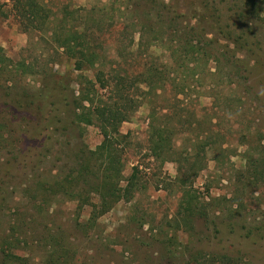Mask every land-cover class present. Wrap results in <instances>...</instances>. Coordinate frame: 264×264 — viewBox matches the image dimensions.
<instances>
[{"label":"rangeland","instance_id":"obj_1","mask_svg":"<svg viewBox=\"0 0 264 264\" xmlns=\"http://www.w3.org/2000/svg\"><path fill=\"white\" fill-rule=\"evenodd\" d=\"M211 1L0 0V264H264V5ZM105 108L134 190L102 212Z\"/></svg>","mask_w":264,"mask_h":264},{"label":"trees","instance_id":"obj_2","mask_svg":"<svg viewBox=\"0 0 264 264\" xmlns=\"http://www.w3.org/2000/svg\"><path fill=\"white\" fill-rule=\"evenodd\" d=\"M11 1L13 3L14 9L17 11L18 15L21 18H27L29 22L45 20L46 13H44L45 11L41 10V8L37 6L36 0H11ZM211 2L215 3V0ZM241 4L245 7L250 8L249 11L252 13L253 16L255 15L258 16L259 14L262 13L263 9H261V6L262 4L264 5V0H242ZM208 6L209 4L204 2L203 9L206 13H207L206 9L208 8ZM1 10H2V3L0 2V12ZM210 11L211 13H208L207 17L212 22L211 24L214 25L217 32L223 34L225 40L231 42V44H233L234 46H240L241 48H245L248 54H252L254 48L253 45L254 43L252 41L253 35H251L250 28L247 27L246 23H245L246 25L245 29L243 26H240L237 27L239 31L236 32L235 29H232L233 27L220 26L221 14L218 13L216 7L213 8L212 6L210 8ZM242 14L243 13H241V15ZM242 16L245 18L244 14ZM201 37H204V35L201 34ZM67 43L68 41L65 43V45H67ZM185 47L187 48V50H185L184 52L187 53L191 52L192 55L194 53L200 54L201 52V49H199L197 45L186 44ZM91 57L93 59L95 56L91 55L90 58ZM92 59H90L89 61L90 67L93 65ZM97 118L99 121H101V123H103V125H101L100 127V132L102 134L103 140L101 144L97 147V150L92 155L97 156V158L101 161V165L104 164V161H106L107 163V166L104 167L103 170L104 171L103 184L101 187V195H100L101 197L100 203L102 204L100 208L102 212H104L105 209L107 208L106 207L107 204H109V200H112V202L115 203L120 199L128 200L129 198H131L132 192L134 190L133 189L134 185L132 182V179L134 177L131 175V178L128 180L126 186L123 189H121L122 191L115 188L120 178V170L116 168V166L118 165V161L115 155V138L113 137V135L117 134L116 133L118 131L117 126L125 120V115L117 109L109 110L105 108L103 110L98 111ZM80 121L86 124L92 123L89 117L87 118L84 116L81 117ZM164 131L165 130L160 127L152 126V135H154L155 138V140L152 142L155 149L162 148L163 145L167 143L166 141L167 137L165 136ZM262 169H263V174L258 173L257 177L264 180V166ZM113 179L115 180L114 185L111 183V180ZM190 203H192V201H190Z\"/></svg>","mask_w":264,"mask_h":264}]
</instances>
